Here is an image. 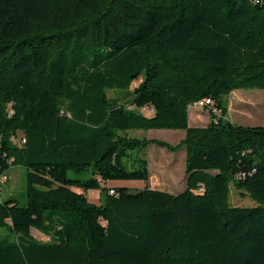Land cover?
Returning a JSON list of instances; mask_svg holds the SVG:
<instances>
[{"label": "trees", "instance_id": "trees-1", "mask_svg": "<svg viewBox=\"0 0 264 264\" xmlns=\"http://www.w3.org/2000/svg\"><path fill=\"white\" fill-rule=\"evenodd\" d=\"M236 89L264 91V2L0 0V177L26 169L0 264H264V126L226 117ZM203 98L219 114L190 126ZM149 129L185 135L129 134ZM150 144L185 148V189L106 186L146 183Z\"/></svg>", "mask_w": 264, "mask_h": 264}, {"label": "rangeland", "instance_id": "rangeland-1", "mask_svg": "<svg viewBox=\"0 0 264 264\" xmlns=\"http://www.w3.org/2000/svg\"><path fill=\"white\" fill-rule=\"evenodd\" d=\"M138 81L133 82L132 89ZM117 93L109 91L110 97ZM228 110L226 117L237 125L264 126V91L260 89H236L227 96ZM141 113L150 116L153 111L150 107L141 109ZM188 121L190 126L203 127L210 121V114L207 109L190 105L188 108ZM131 136L146 139L165 141L171 145L178 144L185 135L184 130L173 129H149L142 131H129ZM149 179L146 183L141 181H112L118 185H131L133 188L148 186L151 189H159L171 193H178L185 189V148L176 151H169L166 148L150 144L145 153ZM70 178L76 177L73 170L68 171ZM111 188V187H110ZM87 199L96 204L99 203L98 191L85 192ZM0 198L7 200L14 198L20 206L26 203V169L19 165L11 166L4 176L0 177ZM229 200L235 206H254L253 201L247 194H240L231 188ZM32 235L38 239H47L35 230ZM8 230L0 229V236H6Z\"/></svg>", "mask_w": 264, "mask_h": 264}, {"label": "built area", "instance_id": "built-area-1", "mask_svg": "<svg viewBox=\"0 0 264 264\" xmlns=\"http://www.w3.org/2000/svg\"><path fill=\"white\" fill-rule=\"evenodd\" d=\"M253 2L255 3H262L264 2V0H253ZM193 105H198V106H202L204 108L207 109V112L209 114H219V110L213 106V102L209 99V98H203L201 100H199L198 102L194 103ZM15 142H17L18 144H22L24 143V138L23 137H19L17 139H15ZM110 194H113L114 191L113 190H109Z\"/></svg>", "mask_w": 264, "mask_h": 264}, {"label": "crops", "instance_id": "crops-1", "mask_svg": "<svg viewBox=\"0 0 264 264\" xmlns=\"http://www.w3.org/2000/svg\"><path fill=\"white\" fill-rule=\"evenodd\" d=\"M227 110H228V107H227ZM232 121V120H231ZM233 122V121H232ZM234 123V122H233ZM106 186L107 187H115V186H126V185H118L116 182H112V181H109V182H107V184H106ZM128 187H133V186H129V185H127ZM45 240V239H44Z\"/></svg>", "mask_w": 264, "mask_h": 264}]
</instances>
